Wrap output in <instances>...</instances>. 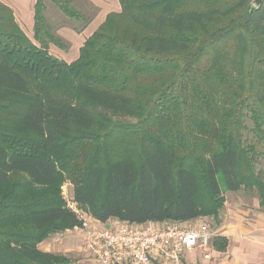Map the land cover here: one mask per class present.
Here are the masks:
<instances>
[{
	"label": "trees",
	"instance_id": "obj_1",
	"mask_svg": "<svg viewBox=\"0 0 264 264\" xmlns=\"http://www.w3.org/2000/svg\"><path fill=\"white\" fill-rule=\"evenodd\" d=\"M48 1L84 21L72 0ZM118 3L67 64L50 54L67 46L45 0L32 39L0 1V264H72L38 246L84 216L218 224L239 191L264 209L246 135L264 143V2Z\"/></svg>",
	"mask_w": 264,
	"mask_h": 264
},
{
	"label": "crops",
	"instance_id": "obj_2",
	"mask_svg": "<svg viewBox=\"0 0 264 264\" xmlns=\"http://www.w3.org/2000/svg\"><path fill=\"white\" fill-rule=\"evenodd\" d=\"M34 3L35 0H27L26 4H14L12 6V8H15V11H13L15 13V18L18 20L21 29L30 39L33 37ZM119 11L118 9L115 10L116 13ZM91 23H89V25ZM87 27L79 30L78 33L74 31L71 33L57 31L56 34L67 43V48L66 50H61L54 46H50V54L63 60L67 64L74 62L78 58L80 47L95 30L92 29L86 33ZM83 33H86V35L83 36ZM224 195L225 202L224 208L219 216L220 222L218 224L215 222L217 225V236L212 237L210 241L209 250L211 256H209L211 260L204 258L205 252L194 250L185 254L183 264H200L199 258L193 257V262H190L188 258L186 259V257L194 256L198 252H200L204 261L210 262L207 264H264V213L261 214L262 212L258 213L253 211V209L260 210L259 203L257 202L256 206H254L255 208L250 209L246 207L245 204H241L242 198L238 195V192H226ZM83 218L88 221L93 220L86 216ZM206 225L209 227L208 224ZM73 233L82 235L80 230L76 228L67 230L61 234L50 237L39 244L38 247L44 252L59 253V251H56L58 246L55 245L54 242L56 236L67 237ZM223 241L226 244L224 248H221L223 246ZM61 246L63 248L61 251L62 253L82 250L79 247L70 249V247H72V241L70 239Z\"/></svg>",
	"mask_w": 264,
	"mask_h": 264
},
{
	"label": "built area",
	"instance_id": "obj_3",
	"mask_svg": "<svg viewBox=\"0 0 264 264\" xmlns=\"http://www.w3.org/2000/svg\"><path fill=\"white\" fill-rule=\"evenodd\" d=\"M76 229L83 234L86 251L95 264H183L185 254L207 252L213 237L201 222L134 224L109 220L100 224L84 219L82 227ZM204 258L209 259V254Z\"/></svg>",
	"mask_w": 264,
	"mask_h": 264
},
{
	"label": "rangeland",
	"instance_id": "obj_4",
	"mask_svg": "<svg viewBox=\"0 0 264 264\" xmlns=\"http://www.w3.org/2000/svg\"><path fill=\"white\" fill-rule=\"evenodd\" d=\"M0 1L4 3L5 5L9 6L13 11H15V8H12L14 4L20 5L21 3L23 4L27 3V0H0ZM45 5H46V10L44 11V16L47 20L48 25H50V27L55 32L61 31V32H70V33L73 31L78 33L79 30L85 29L91 22L92 23L87 27L86 33L92 29L96 30L100 26V24L102 23L106 15L109 14V12L110 13L115 12L116 9H118L119 11V8H120L118 0H72L71 2L72 7L78 10L84 18V21H74V20L66 19V17H64L62 13L57 9V7L54 6V4H52L50 1L45 0ZM86 33H83V36H85ZM63 42L67 46V43L65 41ZM246 135L248 139L256 143V149H257L256 168L257 170L262 171L264 175V143H257L249 133H246ZM62 193H63V197L65 198L67 202H69L68 204L71 205L72 209H75V206L71 204L72 188L68 183H66L63 186ZM238 195L242 198L241 204H245L246 207L250 209L255 208L254 206H256L258 202L255 194L248 193L246 191H239ZM259 209L260 210L253 209V211H256L258 213L262 212L261 214H263L264 209L263 208H259ZM197 222H203V223L208 224L213 234V237L217 236V232H216L217 225L215 224V221L213 219L211 218L200 219V220H196L192 222V224H195ZM68 239L72 241V247H70V249L74 247L75 248L79 247L82 250L74 251V252L72 251L70 253H62L61 251L63 250V248L61 245L63 243H66ZM54 242H55V245L58 246L56 248V251H59L58 254H63L69 257L73 261L72 264H95L90 252L86 251V248L84 245L83 234L76 235L75 233H73V234L68 235L67 237L56 236V239ZM204 254L210 255V250H208ZM193 257L199 258L200 264L210 263L209 261L206 262L203 260L200 252L196 253L194 256L193 255L188 256L186 257V259L188 258L190 262H193L194 260ZM209 260H211V257L209 258Z\"/></svg>",
	"mask_w": 264,
	"mask_h": 264
},
{
	"label": "water",
	"instance_id": "obj_5",
	"mask_svg": "<svg viewBox=\"0 0 264 264\" xmlns=\"http://www.w3.org/2000/svg\"><path fill=\"white\" fill-rule=\"evenodd\" d=\"M263 2L264 0H252V6L258 8Z\"/></svg>",
	"mask_w": 264,
	"mask_h": 264
}]
</instances>
